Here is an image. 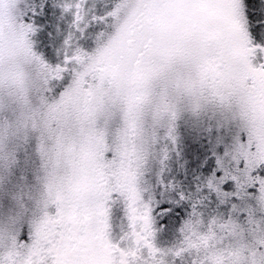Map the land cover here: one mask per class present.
<instances>
[{
    "label": "rangeland",
    "instance_id": "obj_1",
    "mask_svg": "<svg viewBox=\"0 0 264 264\" xmlns=\"http://www.w3.org/2000/svg\"><path fill=\"white\" fill-rule=\"evenodd\" d=\"M154 1L0 0V264H264V78Z\"/></svg>",
    "mask_w": 264,
    "mask_h": 264
},
{
    "label": "flooded vegetation",
    "instance_id": "obj_2",
    "mask_svg": "<svg viewBox=\"0 0 264 264\" xmlns=\"http://www.w3.org/2000/svg\"><path fill=\"white\" fill-rule=\"evenodd\" d=\"M250 1L251 0H244V4ZM259 2L261 3V6L258 8V11H264V0H259ZM233 3V0H196L195 10H198L196 13L202 21L203 33H209V27H211L212 35H215L219 40H222L229 48L228 52L230 54L232 53L234 57L236 52L241 51V40L239 38L243 36L245 37L247 54H249L248 59L250 56L254 55L255 50H258L262 59L259 64V70H253L248 64V59L247 63L244 62L248 76L255 87L257 85L256 78L260 75L264 78V40L258 41V34L254 35L251 25L255 23L256 27L263 28L264 30V22H261L259 18L255 19V17H253L255 14H258L257 11L249 10L248 14L251 16H249L245 22L240 24V30L237 32L234 27L235 7L234 5H231ZM247 7L248 6L246 5L245 8ZM184 8L187 9L188 6L185 5ZM241 27H245L248 34H243ZM232 45H234V47H232ZM260 107L264 113V95L262 96Z\"/></svg>",
    "mask_w": 264,
    "mask_h": 264
},
{
    "label": "trees",
    "instance_id": "obj_3",
    "mask_svg": "<svg viewBox=\"0 0 264 264\" xmlns=\"http://www.w3.org/2000/svg\"><path fill=\"white\" fill-rule=\"evenodd\" d=\"M204 141V140H203ZM203 141L200 143V144H196L195 146H192V147H189L188 146V148H187V156H192L194 153H198L202 158H203V162H205L207 159H208V157L207 156H205V155H203V149H202V145H203ZM203 166H204V164H203ZM204 170V169H203ZM204 172L206 173V171L204 170ZM254 174L252 173V172H248V175H247V177L249 178V179H251V177L253 176ZM249 179H248V181H249ZM21 185H19V187H20ZM0 199H1V201H3L2 200V198L0 197ZM182 213V212H181ZM181 216H182V219L184 218V215H183V213L181 214ZM182 219H181V221H182ZM96 261H97V258H96Z\"/></svg>",
    "mask_w": 264,
    "mask_h": 264
}]
</instances>
